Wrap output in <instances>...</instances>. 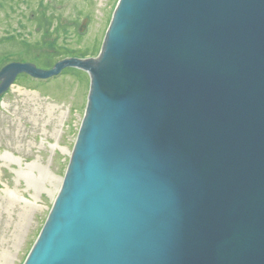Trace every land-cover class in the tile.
<instances>
[{
	"label": "water",
	"instance_id": "1",
	"mask_svg": "<svg viewBox=\"0 0 264 264\" xmlns=\"http://www.w3.org/2000/svg\"><path fill=\"white\" fill-rule=\"evenodd\" d=\"M23 264H264V0H119Z\"/></svg>",
	"mask_w": 264,
	"mask_h": 264
},
{
	"label": "rangeland",
	"instance_id": "2",
	"mask_svg": "<svg viewBox=\"0 0 264 264\" xmlns=\"http://www.w3.org/2000/svg\"><path fill=\"white\" fill-rule=\"evenodd\" d=\"M118 1L2 3L0 70L12 62L50 70L65 59L96 58ZM89 88L87 72L66 68L48 80L21 75L0 98V264H23L39 236L60 191Z\"/></svg>",
	"mask_w": 264,
	"mask_h": 264
},
{
	"label": "flooded vegetation",
	"instance_id": "3",
	"mask_svg": "<svg viewBox=\"0 0 264 264\" xmlns=\"http://www.w3.org/2000/svg\"><path fill=\"white\" fill-rule=\"evenodd\" d=\"M3 1V2H2ZM8 0H0V6H2V3L7 2ZM11 1V0H10ZM13 1V0H12ZM20 0H17V2ZM13 63V62H12Z\"/></svg>",
	"mask_w": 264,
	"mask_h": 264
},
{
	"label": "bare ground",
	"instance_id": "4",
	"mask_svg": "<svg viewBox=\"0 0 264 264\" xmlns=\"http://www.w3.org/2000/svg\"><path fill=\"white\" fill-rule=\"evenodd\" d=\"M9 159H11V160H15V159H13V158H11V157H9ZM17 161V160H16Z\"/></svg>",
	"mask_w": 264,
	"mask_h": 264
},
{
	"label": "trees",
	"instance_id": "5",
	"mask_svg": "<svg viewBox=\"0 0 264 264\" xmlns=\"http://www.w3.org/2000/svg\"><path fill=\"white\" fill-rule=\"evenodd\" d=\"M23 75H25V74H23Z\"/></svg>",
	"mask_w": 264,
	"mask_h": 264
}]
</instances>
